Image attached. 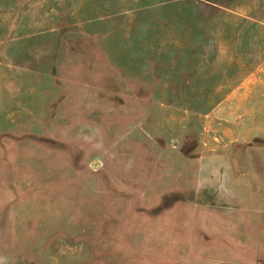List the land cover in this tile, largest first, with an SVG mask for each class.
I'll list each match as a JSON object with an SVG mask.
<instances>
[{"label": "rangeland", "instance_id": "obj_1", "mask_svg": "<svg viewBox=\"0 0 264 264\" xmlns=\"http://www.w3.org/2000/svg\"><path fill=\"white\" fill-rule=\"evenodd\" d=\"M0 264H264V0H0Z\"/></svg>", "mask_w": 264, "mask_h": 264}]
</instances>
